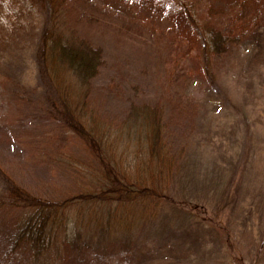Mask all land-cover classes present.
<instances>
[{"label":"rangeland","instance_id":"rangeland-1","mask_svg":"<svg viewBox=\"0 0 264 264\" xmlns=\"http://www.w3.org/2000/svg\"><path fill=\"white\" fill-rule=\"evenodd\" d=\"M261 0H75L86 38L104 51L92 102L121 129L130 104L165 107V141L177 160L168 197L127 252L113 234L99 248L31 259L11 252L19 212L0 206V264H264V4ZM46 12L0 0V167L29 194L68 200L84 186L88 154L47 113L36 51ZM239 40L211 78L203 71L206 26ZM189 105L180 110L175 104ZM6 184L0 179V200ZM192 205L201 210L192 212ZM204 207V209H203ZM82 216H78L80 220ZM98 242L103 211L84 215ZM79 224V222H78ZM11 252V253H10Z\"/></svg>","mask_w":264,"mask_h":264},{"label":"trees","instance_id":"trees-1","mask_svg":"<svg viewBox=\"0 0 264 264\" xmlns=\"http://www.w3.org/2000/svg\"><path fill=\"white\" fill-rule=\"evenodd\" d=\"M74 1L29 0V4L46 12L36 63L47 113L86 150L85 184L68 200H44L29 194L0 167V179L6 184L0 206L21 214L11 228V252L25 249L35 261L62 246L72 251L80 246L95 251L92 248L100 249L99 241L105 234L114 238L104 249H116L113 254L129 251L141 224L153 220L166 201L177 167L164 142L163 104H130L125 124L116 132L99 121L92 96L104 68V51L80 31L82 19L91 18L88 14L74 16ZM238 40L219 27H205L202 59L207 76L211 78L210 67L221 64ZM175 107L190 109L183 103ZM97 209L103 211L105 220L96 243L83 233L82 226L83 216ZM197 210L201 208L192 205V212ZM78 216H82L80 220Z\"/></svg>","mask_w":264,"mask_h":264}]
</instances>
